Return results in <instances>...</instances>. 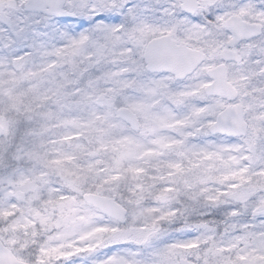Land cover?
Returning a JSON list of instances; mask_svg holds the SVG:
<instances>
[{"label":"snow or ice","instance_id":"1","mask_svg":"<svg viewBox=\"0 0 264 264\" xmlns=\"http://www.w3.org/2000/svg\"><path fill=\"white\" fill-rule=\"evenodd\" d=\"M0 264H264V0H0Z\"/></svg>","mask_w":264,"mask_h":264}]
</instances>
